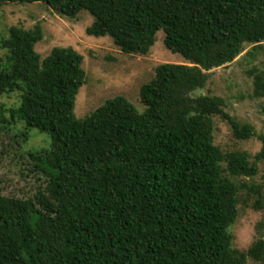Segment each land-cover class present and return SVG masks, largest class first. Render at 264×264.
<instances>
[{"label": "trees", "instance_id": "16d2710c", "mask_svg": "<svg viewBox=\"0 0 264 264\" xmlns=\"http://www.w3.org/2000/svg\"><path fill=\"white\" fill-rule=\"evenodd\" d=\"M10 2H42L69 18L86 10V33L109 36L124 53H147L162 30L165 47L188 64L156 66L138 91L142 111L117 95L77 118L82 55L56 46L41 58L39 24L0 35V95L19 94L0 115L22 123L24 141L33 129L48 137L29 152L42 188L22 198L0 187V264H264L262 237L240 251L230 232L241 190H259L233 178L256 174L264 135L253 160L223 152L215 115L237 138L252 126L227 114L222 98L191 94L205 71L264 42V0H0Z\"/></svg>", "mask_w": 264, "mask_h": 264}, {"label": "rangeland", "instance_id": "374dc122", "mask_svg": "<svg viewBox=\"0 0 264 264\" xmlns=\"http://www.w3.org/2000/svg\"><path fill=\"white\" fill-rule=\"evenodd\" d=\"M92 21L93 17L86 10H80L74 18H69L42 2L0 4L1 37L8 36L10 26L31 29L39 24L42 39L34 48L41 58L56 46H70L82 55L81 65L86 79L75 97L73 113L77 118L85 117L106 99L117 95L124 96L138 111H142L144 105L140 102L138 91L153 77L156 66L163 63L188 64L181 54L165 47L162 30L156 32L154 44L147 53H124L109 36L88 35L85 29ZM3 55L4 50L0 48V56ZM205 72V86L191 94L222 98L224 111L241 125L249 124L253 130L249 138H237L230 123L215 115L214 145L223 152H245L253 160L262 148L260 136L264 135V42L257 47L244 44L242 52L231 62ZM257 81L263 87L259 88ZM18 103V92L0 95V104L5 107H14ZM8 119L7 115H0L1 191L5 195L31 197L44 185V177L29 152L46 147L48 137L33 129L28 140L24 141L22 123L9 124ZM233 180L259 189L241 190L238 217L230 227L232 247L246 251L258 237L264 239V159L257 163V172L253 177ZM258 198L260 203L255 207ZM245 264L256 262L247 259Z\"/></svg>", "mask_w": 264, "mask_h": 264}]
</instances>
